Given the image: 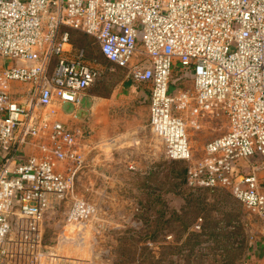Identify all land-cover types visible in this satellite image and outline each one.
<instances>
[{"label": "built area", "instance_id": "1", "mask_svg": "<svg viewBox=\"0 0 264 264\" xmlns=\"http://www.w3.org/2000/svg\"><path fill=\"white\" fill-rule=\"evenodd\" d=\"M66 29L93 37L148 86L149 127L169 160L187 163L189 187L227 189L264 224L257 166L237 164L264 157V0H0V56L12 61L0 65V264L53 256L47 229L67 202V228L90 222L98 209L79 197L80 175L116 150L58 118L104 73ZM176 72L190 73L192 88L178 86ZM219 114L227 131L195 159L188 129Z\"/></svg>", "mask_w": 264, "mask_h": 264}, {"label": "rangeland", "instance_id": "2", "mask_svg": "<svg viewBox=\"0 0 264 264\" xmlns=\"http://www.w3.org/2000/svg\"><path fill=\"white\" fill-rule=\"evenodd\" d=\"M72 31L75 44L84 40L89 58L104 72L85 92L77 110L83 129L94 143L109 141L108 146L129 149L109 151L100 156L97 166L88 162L78 193L95 204L98 213L83 230L67 228L70 202L61 206L47 229L48 251L54 254L41 264H264V224L259 216L227 189L189 187L187 164L169 160L149 127L148 86L134 84L127 70L106 60L93 37ZM4 61L3 65L12 64ZM173 79L178 86H193L190 73L176 72ZM14 86L20 91L28 84ZM62 111L71 113L75 106L64 104ZM202 123L199 130L187 131L195 159L204 155L208 141L229 127L224 114ZM132 137L138 146L134 147ZM91 156L87 154L88 161ZM237 164L245 172L257 166L256 175L264 186V157L240 159Z\"/></svg>", "mask_w": 264, "mask_h": 264}, {"label": "crops", "instance_id": "3", "mask_svg": "<svg viewBox=\"0 0 264 264\" xmlns=\"http://www.w3.org/2000/svg\"><path fill=\"white\" fill-rule=\"evenodd\" d=\"M5 58H3L2 56H0V65H3V63H5ZM134 83V82H133ZM134 84H136V83H134ZM27 88V87H26ZM84 97V96H83ZM82 97V98H83ZM150 99V98H149ZM81 101H82V99H81ZM81 107V102H80V104L79 105H77V106H75V111H73V112H71V113H68V114H65L63 111H62V108H63V105L62 106H60L59 107V110H58V118L61 120V121H63L65 124H67V125H69V126H75V125H77V126H80V127H83V125H82V123H81V121H82V119L80 118V115H78L77 114V110H78V108H80ZM85 127V126H84ZM124 136V135H123ZM122 137V136H121ZM119 138H117V140H118ZM132 139H133V145H135L134 147H136V146H138L139 144V141L137 140V138H135V137H132ZM117 140H110V141H115L116 143H118L117 142ZM120 141H124V142H126V140L124 139V138H121V140ZM119 141V142H120ZM96 144H99L100 142H95ZM104 143V142H103ZM160 143V142H159ZM125 144V143H124ZM121 145V144H120ZM132 145V144H131ZM131 145H129L128 147H130ZM116 147H120V146H117V145H115ZM115 146H111V149L112 148H114ZM108 148V147H107ZM118 149H124V150H126L127 149V152H128V149L129 148H118ZM117 148H116V150H118ZM115 151V150H114ZM103 153V152H102ZM102 153H99L98 155H96L95 156V161H94V163L92 164V165H98V163H99V161H101L102 160V158H100V156H103L102 155ZM107 153L108 152H104V155H107ZM105 159H108V157L107 158H105Z\"/></svg>", "mask_w": 264, "mask_h": 264}, {"label": "trees", "instance_id": "4", "mask_svg": "<svg viewBox=\"0 0 264 264\" xmlns=\"http://www.w3.org/2000/svg\"><path fill=\"white\" fill-rule=\"evenodd\" d=\"M67 31H69V34H70V41H71V43H72V45H73V48L75 49V50H78V49H84L85 50V52H86V56H87V58L90 60V61H92V59H90L89 58V55H88V52H87V50H86V48L84 47V44H85V41L83 40L82 42L81 41H79V46L78 45H76L75 44V41H74V39H73V34H72V29H66ZM83 34H85V33H83ZM87 34H85L84 35V37H87V36H89V35H87ZM91 37V36H90ZM95 40V39H94ZM95 42L97 43V41L95 40ZM98 44V43H97ZM98 47H99V44H98ZM99 52H100V54L103 56V54H102V52H101V50H100V47H99ZM104 57V56H103ZM105 58V57H104ZM106 59V58H105ZM107 60V59H106ZM56 62H57V59L55 58L54 60H53V66L56 64ZM126 70V69H125ZM103 76V75H102ZM101 76V77H102ZM100 77V78H101ZM99 78V79H100ZM91 88V87H90ZM89 88V89H90ZM176 162H180V163H186V162H184V161H176ZM187 164V163H186ZM186 172H187V165H186V167H185V169H184V174H185V179H186Z\"/></svg>", "mask_w": 264, "mask_h": 264}, {"label": "bare ground", "instance_id": "5", "mask_svg": "<svg viewBox=\"0 0 264 264\" xmlns=\"http://www.w3.org/2000/svg\"><path fill=\"white\" fill-rule=\"evenodd\" d=\"M87 227V226H86ZM83 228H84V226L83 227H81L80 228V230H83ZM70 233H74V232H70ZM82 233V232H81ZM71 237V239H72V236H70ZM73 239H75V238H73ZM77 239V238H76Z\"/></svg>", "mask_w": 264, "mask_h": 264}, {"label": "water", "instance_id": "6", "mask_svg": "<svg viewBox=\"0 0 264 264\" xmlns=\"http://www.w3.org/2000/svg\"><path fill=\"white\" fill-rule=\"evenodd\" d=\"M173 89H174V87H173V86H171V87H170V90H173Z\"/></svg>", "mask_w": 264, "mask_h": 264}]
</instances>
